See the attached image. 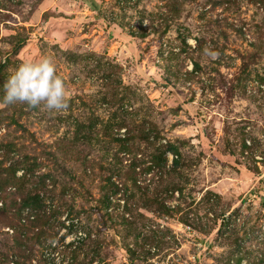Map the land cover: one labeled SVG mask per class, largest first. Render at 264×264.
<instances>
[{
    "label": "rangeland",
    "instance_id": "1",
    "mask_svg": "<svg viewBox=\"0 0 264 264\" xmlns=\"http://www.w3.org/2000/svg\"><path fill=\"white\" fill-rule=\"evenodd\" d=\"M42 55L71 99L0 105V264H264V0H0V101Z\"/></svg>",
    "mask_w": 264,
    "mask_h": 264
},
{
    "label": "clouds",
    "instance_id": "2",
    "mask_svg": "<svg viewBox=\"0 0 264 264\" xmlns=\"http://www.w3.org/2000/svg\"><path fill=\"white\" fill-rule=\"evenodd\" d=\"M216 59L219 53L206 50ZM0 105L26 104L30 108H43L60 112L69 107L70 92L65 80L57 71L54 57L42 55L23 61L8 78Z\"/></svg>",
    "mask_w": 264,
    "mask_h": 264
}]
</instances>
